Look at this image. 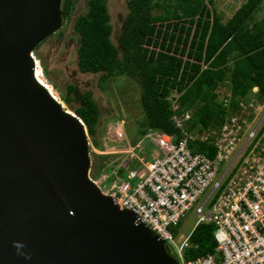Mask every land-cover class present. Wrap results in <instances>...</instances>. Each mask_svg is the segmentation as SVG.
Returning <instances> with one entry per match:
<instances>
[{"label":"water","instance_id":"95a60500","mask_svg":"<svg viewBox=\"0 0 264 264\" xmlns=\"http://www.w3.org/2000/svg\"><path fill=\"white\" fill-rule=\"evenodd\" d=\"M63 0H0V264H178L90 179L87 131L35 78Z\"/></svg>","mask_w":264,"mask_h":264},{"label":"trees","instance_id":"16d2710c","mask_svg":"<svg viewBox=\"0 0 264 264\" xmlns=\"http://www.w3.org/2000/svg\"><path fill=\"white\" fill-rule=\"evenodd\" d=\"M261 2L246 0L222 22L215 12L209 13L205 0H130L118 41L123 57L119 59V50L110 38L106 0H87V13L78 16L73 24L78 36V71L105 73L103 79L129 76L141 90L143 119L139 122V136L148 130H159L177 143L180 132L171 122V104L166 99L171 88L181 93V109L193 112L190 128L222 122L225 111L217 102V92L225 93L222 86L226 81L230 82L232 100L245 97L254 86L264 94V18L246 27ZM73 6L74 0H63L62 20ZM154 10L159 13L153 14ZM172 15L177 20L171 23ZM166 20L168 23H164ZM68 91L74 88L70 85ZM62 100L70 103L69 96ZM73 113L88 135L95 136L99 115L90 92L82 95L81 105ZM189 148L213 156V149L205 143L191 142ZM212 232L211 225L197 226L190 237L196 247L185 251V259L212 253ZM167 252L171 253L169 249Z\"/></svg>","mask_w":264,"mask_h":264},{"label":"built area","instance_id":"2783aa9c","mask_svg":"<svg viewBox=\"0 0 264 264\" xmlns=\"http://www.w3.org/2000/svg\"><path fill=\"white\" fill-rule=\"evenodd\" d=\"M222 87L220 124L190 128L192 110L181 109L179 96L166 97L178 142L148 130L136 145L119 151L121 157L110 155L103 176L90 178L161 239L178 264H264V94L254 86L232 100L230 82ZM191 142L207 144L213 156L192 151ZM190 211L197 219L182 238L176 230ZM199 225L212 226L214 250L187 260Z\"/></svg>","mask_w":264,"mask_h":264},{"label":"rangeland","instance_id":"374dc122","mask_svg":"<svg viewBox=\"0 0 264 264\" xmlns=\"http://www.w3.org/2000/svg\"><path fill=\"white\" fill-rule=\"evenodd\" d=\"M129 1L106 0L112 27L110 38L119 50V59L123 57L118 41L129 14L127 5ZM245 1L205 0V4L210 14L215 12L222 22H226ZM87 9V0H74V6L68 16L62 20L60 29L34 50L33 57L42 79L50 86L64 110L73 113V110L81 105L82 95L86 92L91 93L98 109L99 119L95 136L90 137L87 133L91 161L89 175L92 178L95 173H98L96 177L98 179L101 175L103 176V170L109 164L110 155L114 159L119 158L123 155L119 151H125L138 142L139 122L143 119V111L140 105V87L129 76L120 75L103 79L105 73L94 75L78 71L76 54L78 36L73 32V24L78 16L87 13ZM157 13L159 12L153 11V14ZM262 18H264V0L252 17L246 21V27L251 28ZM176 20L172 15L171 23ZM164 23H168L167 20ZM183 58L186 59L184 56ZM187 59L192 62L189 58ZM205 68L206 66L202 64V69ZM70 85L74 88L71 93L68 91ZM168 93L167 97L170 98L181 95L173 88ZM67 96L70 97L68 105L62 100ZM102 191L105 192V190ZM196 219L193 211L187 212L176 230L177 235L182 238L187 237Z\"/></svg>","mask_w":264,"mask_h":264},{"label":"bare ground","instance_id":"6f19581e","mask_svg":"<svg viewBox=\"0 0 264 264\" xmlns=\"http://www.w3.org/2000/svg\"><path fill=\"white\" fill-rule=\"evenodd\" d=\"M32 58L34 59V57L32 56ZM35 61V72H34V75H35V78L36 80L38 81V83H40V85H42V87H44V89H46V91L48 92V94L52 97V99H54L59 105H61L59 103V101L57 100L56 96L54 95V92L52 91V89L50 88V86H48V84H46L44 82V80L42 79L41 77V73L39 72V70L37 69V63H36V60L34 59ZM63 108V107H62ZM69 112V111H68ZM71 113V112H69Z\"/></svg>","mask_w":264,"mask_h":264},{"label":"clouds","instance_id":"9594fccd","mask_svg":"<svg viewBox=\"0 0 264 264\" xmlns=\"http://www.w3.org/2000/svg\"><path fill=\"white\" fill-rule=\"evenodd\" d=\"M176 91V90H175ZM82 122V121H81ZM167 249V248H166ZM170 255L172 256V254L170 253ZM173 257V256H172ZM174 258V257H173ZM175 259V258H174Z\"/></svg>","mask_w":264,"mask_h":264},{"label":"crops","instance_id":"0c3cea01","mask_svg":"<svg viewBox=\"0 0 264 264\" xmlns=\"http://www.w3.org/2000/svg\"><path fill=\"white\" fill-rule=\"evenodd\" d=\"M227 21V20H226Z\"/></svg>","mask_w":264,"mask_h":264}]
</instances>
